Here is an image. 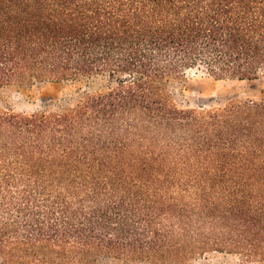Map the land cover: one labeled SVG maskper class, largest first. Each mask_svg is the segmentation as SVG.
I'll return each mask as SVG.
<instances>
[{"label":"trees","instance_id":"trees-1","mask_svg":"<svg viewBox=\"0 0 264 264\" xmlns=\"http://www.w3.org/2000/svg\"><path fill=\"white\" fill-rule=\"evenodd\" d=\"M264 73V0H0V85L107 74L60 114L0 111L2 264L264 261V101L178 109L167 78Z\"/></svg>","mask_w":264,"mask_h":264},{"label":"rangeland","instance_id":"rangeland-1","mask_svg":"<svg viewBox=\"0 0 264 264\" xmlns=\"http://www.w3.org/2000/svg\"><path fill=\"white\" fill-rule=\"evenodd\" d=\"M115 86L107 74L77 75L63 81L22 80L0 85V111L24 115L60 114L78 108L87 98L104 93ZM162 96L178 109L206 112L221 110L233 102L264 101V73L251 80L220 79L203 69L193 68L167 78ZM3 257L0 255V264ZM93 264H125L111 254L95 253ZM183 264H264L246 261L234 253L205 251L195 254Z\"/></svg>","mask_w":264,"mask_h":264}]
</instances>
